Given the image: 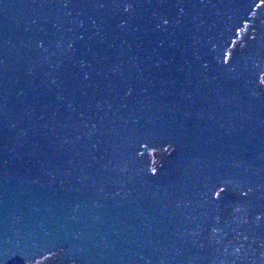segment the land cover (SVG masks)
<instances>
[{
  "label": "water",
  "instance_id": "95a60500",
  "mask_svg": "<svg viewBox=\"0 0 264 264\" xmlns=\"http://www.w3.org/2000/svg\"><path fill=\"white\" fill-rule=\"evenodd\" d=\"M0 264H264V0H0Z\"/></svg>",
  "mask_w": 264,
  "mask_h": 264
}]
</instances>
